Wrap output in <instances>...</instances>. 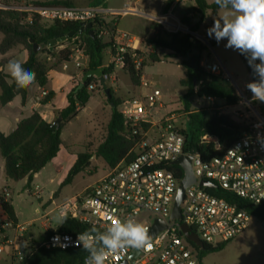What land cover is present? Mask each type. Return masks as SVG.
Masks as SVG:
<instances>
[{
    "label": "built area",
    "instance_id": "obj_1",
    "mask_svg": "<svg viewBox=\"0 0 264 264\" xmlns=\"http://www.w3.org/2000/svg\"><path fill=\"white\" fill-rule=\"evenodd\" d=\"M178 1L186 0H176ZM0 8L7 9L1 4ZM15 9L25 11L29 22L37 18L50 23L84 22L95 26L98 22L105 21L114 22L115 27L114 20L117 16L139 13L131 5H126L123 10L117 12L103 4L88 7L28 4ZM159 21L167 32L190 33L182 24L173 25L164 19ZM97 37L103 40L110 37V32L106 28H98ZM114 43L116 50L111 62L122 68L123 56L129 51L139 50L141 44L136 37L128 33H119L117 29ZM58 44H64L63 49L71 50L69 63L74 62L77 69L84 68V62L88 58L83 50L80 34ZM135 63L139 67L138 60ZM201 66L206 72L228 79L217 63L209 66L203 60ZM104 78L108 82L112 80V74H104ZM96 79L97 82H92L88 86L89 92L101 86L100 80ZM142 86L149 88V92L141 98L124 101L121 105L126 122L137 128L132 134L140 137L132 150L134 157L110 168L82 193L59 205L57 207L59 217L75 219L95 228L97 233L107 232V229L117 221L126 223L132 220L141 223L149 232L157 220L165 224V228L151 239V248L127 247L117 254H109L105 264H204L197 250L201 248L188 240L182 231V225L196 233L204 245L212 247L235 239L248 228L252 216L241 206V201L254 205L264 204V112L260 113L257 107L252 105L251 100L242 95L241 98L253 113V117L245 122L247 130L221 157L204 161L200 155H192L185 151V136L181 132L185 129L182 118L171 114L156 120L157 109L163 108L160 90L149 82H144ZM46 95L47 92H43V96ZM146 124L151 125V128L144 130L143 126ZM200 143L213 144L217 148L220 145L219 139L212 135H204ZM181 156L192 157L196 181L185 191L181 203V218L172 219L179 185L183 178H180L177 171L168 169V166H178L172 162ZM203 181H209L215 188L203 186ZM217 190L227 193L228 197L211 193ZM3 194L8 201V190L4 189ZM42 219L45 220L43 228H48L51 224L50 213L43 211ZM34 225L33 221L27 228L24 225L15 226L3 211L0 228L19 232L15 239L2 236L4 239L0 243V254L4 252V247H9L11 264H24L32 252L39 248L84 250L78 240L80 234H47L49 229H46L43 238L37 243L33 241L32 236L26 238L25 232ZM137 250L138 255H135Z\"/></svg>",
    "mask_w": 264,
    "mask_h": 264
},
{
    "label": "trees",
    "instance_id": "obj_2",
    "mask_svg": "<svg viewBox=\"0 0 264 264\" xmlns=\"http://www.w3.org/2000/svg\"><path fill=\"white\" fill-rule=\"evenodd\" d=\"M176 0H165L163 13L167 14ZM195 7L193 11L181 19V24L187 27L190 33L182 31L167 32L163 26L158 23L152 25V36L145 42L153 50L161 49L167 52L166 59H181L180 65L187 70L186 79H182L180 84L187 87L188 92L182 111L186 115V126L181 132L185 136V151L192 155L198 154L204 161H210L221 157L226 150L239 139L247 130L245 122H238L229 114L220 112V108H208L203 110H191L189 102L190 97L213 98L216 101L223 102L224 107H235L241 101L235 87L222 75L206 72L201 66L204 60V53L207 46L192 34L197 33L207 17L216 16L218 7L215 2L209 4L207 0H194ZM7 9H0V32L3 39L0 42V54L5 55L15 47L21 46L26 52V60L22 63L27 70L36 74L37 84L41 88H46L49 84V68L45 61H42L39 54L34 52V44L41 48L48 47V52L54 56L55 46L51 42L58 40L69 33L78 29L79 24L67 22H48L45 24L37 18L33 21H27L28 14L25 11L16 10L15 6L9 5L5 0L1 2ZM102 4V0H95L93 6ZM36 6H73L70 0H54L50 2H34ZM106 28L110 32L109 42L105 43L97 37V29ZM114 22H98L94 26V37L87 32L80 35L82 47L87 55L88 64L85 73L88 70H96L104 67V74H112V66H104L105 51L114 46L115 36ZM213 47L214 43H209ZM69 48L59 51L58 58L62 62H69L71 55ZM115 54V50H113ZM143 53L140 50L129 51L124 56L123 70L127 72L133 86H139L143 77V68L147 65L144 61L137 67L135 63ZM242 56H245L241 54ZM10 59L3 58L0 67H5ZM149 60L152 63L160 62L162 59L155 53L149 54ZM97 80L90 77L87 82L80 83L74 87L68 94V106L61 111L63 123L59 128L46 121L39 112L23 119L17 128L9 135L0 131V158L4 161L5 177L9 181L19 182L27 180V186L30 188L34 177L44 169L54 158L57 157L61 147L64 145L62 140V130L65 124L73 121L84 109L93 96L88 91V86ZM33 84V85H34ZM32 86V85H31ZM30 86V87H31ZM18 89L14 80L4 73L0 68V104L5 106L11 103L16 97H21L24 104L28 90ZM110 89L111 99H108L111 105V116L107 127V134L98 146L96 156L102 158L109 168H114L123 160H131L134 157L133 149L139 140V135H133V128L126 122L121 112V101L115 98L114 91ZM54 97V92L49 91L41 103L47 104ZM144 130L151 128V125L143 126ZM204 135H212L219 139L220 145L217 148L213 144H201V138ZM91 154H79L74 166L68 172L62 186L71 184L74 178L83 172L89 165ZM168 169L178 172L180 178L184 177V171L179 166L169 165ZM217 196L228 197L227 193L220 190L211 191ZM243 208L260 222L264 221V204L254 205L241 201ZM0 206L9 220L16 226L18 218L10 200H5V195L0 194ZM91 227L75 220L67 218L52 233H73L83 234ZM5 230L0 228V236L5 234ZM230 241L222 243L217 247L205 245L204 250L192 246L199 251L200 260L203 261L206 255L222 251ZM88 253L80 249L71 250H48L39 248L25 260L24 264H84V259Z\"/></svg>",
    "mask_w": 264,
    "mask_h": 264
},
{
    "label": "rangeland",
    "instance_id": "obj_3",
    "mask_svg": "<svg viewBox=\"0 0 264 264\" xmlns=\"http://www.w3.org/2000/svg\"><path fill=\"white\" fill-rule=\"evenodd\" d=\"M36 1L50 2L54 0ZM94 1L70 0L73 6L82 7L93 6ZM106 1L107 6L118 7L120 9H124L125 4L129 3L133 5L138 1L137 9L140 11V14H128L122 18H118V29L119 33H128L139 38L142 34H147L150 29V23L146 15H151L156 18L161 17L162 7L164 5L163 0ZM1 2L3 0H0V4ZM102 4L105 5V3ZM3 6L6 7L5 5ZM181 6L183 8L176 12V16L179 19L193 11L195 2L194 0H186ZM223 14V11H221L217 16H210L212 24L208 21L207 17L199 31L194 33L193 36L208 48L204 53V61L209 66H212L214 63L220 66L223 73L235 87L241 101L237 106L230 108L224 107L223 102L216 100L210 101L207 98L196 96L190 97L187 101L189 102L190 109L193 111L215 108L217 106L220 108V112L231 115L236 121L247 122L253 117V113L247 103L243 101L244 99L241 98L242 95L246 99L251 100L252 105L256 106L260 113L264 112V103L253 100L252 93L246 88L247 83L258 79V77H254L253 70L249 67L244 56L237 50L226 48V40H221L217 43L215 38H210L207 34V29L212 27L214 21L219 19ZM116 20L117 18L114 21ZM43 23L50 24L48 22ZM2 36L3 34L0 32V42ZM103 42H109V37L103 38ZM210 42L214 43L213 47L210 46ZM55 45L56 56L48 52V47L43 46L40 49V58L46 62L49 71L58 72L61 76L60 82L68 79V82L72 84L79 83L87 67L77 69L74 66V62L66 66L65 62H62L58 58V53L61 51L58 43ZM140 49L143 55L138 58V66H140L142 61L147 65L143 68V77L139 86H133L127 72L122 67H118L111 62L113 50H116L115 47L112 46L109 48L110 51L108 49L105 51L104 65L113 67L112 80L107 82L108 87L114 91L115 98L120 99L122 105L124 101L141 98L145 93H148L149 88H144L142 85L144 82L151 83L156 89L160 90L161 103L163 105L162 109H157L158 115L156 120L174 114L176 117L183 119V127L185 128L186 115L182 111V104L185 101L188 89L187 87H183L180 81L186 79L187 70L179 64L181 63V59H166L164 58L167 54L166 51L161 49L153 50L143 43ZM150 53L157 54L162 60L152 63L149 60ZM16 60L21 62L23 59L21 57ZM93 82L97 81L94 80ZM91 93H93V96L77 119L65 124L61 136L64 145L61 147L57 157L37 174L35 184L29 188L27 186V180L19 182L11 181L9 183L10 191L7 189L9 192L8 196L12 200V204L18 213L20 224L27 228L32 221H38L36 225H39H34L35 227L29 230L33 235V241L36 243L43 238L46 229H49V231L56 230L61 224L58 222L60 217L57 207L82 193L86 187L93 184L110 169L105 161L97 157L95 153L107 134V127L111 116V105L102 85L98 86ZM64 104L63 97L60 95L55 105L61 107ZM2 114L3 112H0V129L2 128L1 123L5 121ZM83 153L92 155L88 167L77 175L71 184L62 186L68 172L76 163L79 154ZM1 164L3 165V162ZM3 173L0 174V189L4 186L3 181L6 180ZM36 186L38 188H35ZM40 208L41 211L39 213ZM43 210L50 213L51 224L48 228L41 226L45 222L44 219L41 220L40 218L43 216ZM3 239L0 236V243H2ZM4 248V252L0 254V264H10L8 257L10 249L9 247ZM204 264H264V227L262 226V222L255 217H251L248 228L235 239L231 240L222 251L206 255Z\"/></svg>",
    "mask_w": 264,
    "mask_h": 264
},
{
    "label": "clouds",
    "instance_id": "obj_4",
    "mask_svg": "<svg viewBox=\"0 0 264 264\" xmlns=\"http://www.w3.org/2000/svg\"><path fill=\"white\" fill-rule=\"evenodd\" d=\"M223 15L216 19L207 34L217 43L226 40V48L245 55L249 67L258 79L246 84L252 99L264 103V0H214ZM259 61V63H257ZM6 70L18 89H26L36 81V74L23 67L19 60H9ZM67 218L61 217L63 223ZM149 229L132 220L117 221L105 233L91 228L78 237L88 255L84 264H105L109 254L131 247L151 248Z\"/></svg>",
    "mask_w": 264,
    "mask_h": 264
},
{
    "label": "crops",
    "instance_id": "obj_5",
    "mask_svg": "<svg viewBox=\"0 0 264 264\" xmlns=\"http://www.w3.org/2000/svg\"><path fill=\"white\" fill-rule=\"evenodd\" d=\"M4 1V0H3ZM5 1H7V3L9 4V5H12V6H15V7H25L26 5H28V4H34V2H41V1H36V0H5ZM164 1V4H165V0H163ZM184 1H178V2H175L174 3V5L172 6V8H171V10L167 13V14H164L163 13V7H164V5H163V7H162V15H161V17H159V18H156V17H153V16H151V15H146V16H148V20H149V23H150V29H149V31H148V33L147 34H142V36H140V38L139 37H137V36H134V37H136V39H138L139 41H140V45H139V50H141L140 49V46L142 45V43L144 44V45H146L147 46V43L145 42L147 39H149L151 36H152V34H153V31H152V25L154 24V23H158V24H161L160 23V21H159V19H164V20H167V21H169V23H171V24H173V25H178V24H181V19H179L177 16H176V12L178 11V10H180L181 8H183L182 6H181V4L183 3ZM207 2L209 3V4H211V3H214V0H207ZM102 3H105V5L104 6H106L107 8H109V9H112V10H115V11H117V12H119V11H121V10H123V9H120V8H118V7H113V6H107V1L106 0H102ZM126 5H131V4H125V6ZM137 5H138V1L135 3V4H133V5H131L134 9H136L137 11H139L138 9H137ZM195 7V6H194ZM125 8V7H124ZM194 9V8H193ZM222 10H218V13H217V15L218 14H220V12H221ZM191 13V12H190ZM189 13V14H190ZM136 14H140V11H139V13H136ZM188 15V14H187ZM216 15V16H217ZM123 16H125V15H120V16H118V17H116L117 18V20H116V29L118 30V32H119V29H118V18H122ZM165 28V27H164ZM2 39H3V36H2ZM2 41V40H1ZM59 45V48L61 49V50H63V48H62V46L64 45V44H58ZM150 47V46H149ZM108 51H110L109 50V48H108ZM105 54V53H104ZM39 56H40V54H39ZM22 57V61H21V63H23L25 60H26V52L24 51V49H23V47H15V48H13L12 50H10L9 52H7L5 55H1L0 54V59H3V58H7V59H10V60H13V59H18V58H21ZM48 59H50V58H48ZM206 62V61H205ZM72 63V62H71ZM70 63L69 62H65V65L67 66V65H69ZM87 64H88V59L84 62V67H87ZM214 64H216V63H214ZM213 64V65H214ZM105 66V65H104ZM1 69H3V71H4V73L5 74H7V75H9L8 74V72H7V70H6V66L5 67H0ZM76 68V67H75ZM84 72H85V70H84ZM85 75V74H84ZM80 76V75H79ZM61 76L58 74V72H56V71H49V84H48V86L44 89V88H41L40 86H38L37 84H34V85H32L31 87H30V89L28 90V95H27V99H26V101H25V103L23 104L22 103V99H21V97H16L11 103H9V104H7V105H5V106H2L1 104H0V112H3V114H2V116H3V119H5V121H4V123H1V126H2V128L0 129V131L2 132V133H4L5 135H9V134H11L16 128H17V125L23 120V119H25V118H28V117H30L32 114H33V112H39L41 115H42V117L46 120V121H48V122H50V123H54L55 122V120L57 119V117H58V113L59 112H61L63 109H65L67 106H68V94L72 91V89L74 88V87H76V86H78V84L79 83H82V79H83V75H82V77H81V79H80V82L79 83H77V84H72V83H70V82H68V79L66 80V81H64V80H62L61 82H60V78ZM49 91H53L54 92V97L52 98V100L50 101V102H48L47 104H42L41 103V101L45 98V96H43V92H49ZM0 93H1V91H0ZM115 94V93H114ZM146 94V93H145ZM60 95H62V97H63V101L65 102V104H64V106H61V107H57L56 105H55V103L57 102V100H58V98H59V96ZM48 107H50L49 109H48ZM85 109V108H84ZM84 109H82L81 111H80V113L84 110ZM79 113V114H80ZM79 116V115H78ZM77 116V117H78ZM77 117L74 119V120H76L77 119ZM73 120V121H74ZM70 122H72V121H70ZM69 122V123H70ZM68 124V123H67ZM65 128V127H64ZM63 131V130H62ZM1 162H3V165H4V161L2 160V159H0V174L2 173V172H4L3 173V175L5 176V168H4V171H3V165L1 164ZM42 171V170H41ZM40 171V172H41ZM39 172V173H40ZM6 178V177H5ZM36 179H37V174L35 175V177H34V181H33V183H32V185L33 184H35V182H36ZM23 181V180H22ZM11 181H9V180H5V181H3V184H4V186L2 187V189H0V194L1 193H3L2 191L4 190V189H8L9 191H10V186H9V183H10ZM35 188H38V186H36ZM10 201H11V203H12V200L11 199H9ZM13 205V204H12ZM42 206V205H41ZM13 208H14V211H15V213H16V216H17V218H18V226H20L21 224H20V222H19V216H18V213H17V211H16V209H15V207L13 206ZM40 211H41V208H40V210H39V213H40ZM44 211V210H43ZM52 212V211H51ZM2 213H3V210H2V208H1V206H0V216L2 217ZM41 218V217H40ZM39 218V219H40ZM33 222V221H32ZM35 222V225H36V223L38 222V221H34ZM39 225V224H38ZM38 225H36V226H38ZM41 225V224H40ZM61 225V224H60ZM59 225V226H60ZM42 226V225H41ZM33 227H35V226H33ZM33 227H30V228H33ZM30 228L25 232V237L27 238V237H30V236H33L32 234H31V232L29 231L30 230ZM6 232H5V234L3 235V236H5V238H8V239H15V236H17L18 234H19V232H18V230H5ZM8 257H9V261H10V253H9V255H8ZM203 262H204V260H203ZM10 264H11V261H10Z\"/></svg>",
    "mask_w": 264,
    "mask_h": 264
},
{
    "label": "water",
    "instance_id": "obj_6",
    "mask_svg": "<svg viewBox=\"0 0 264 264\" xmlns=\"http://www.w3.org/2000/svg\"><path fill=\"white\" fill-rule=\"evenodd\" d=\"M208 21L212 24L210 17H208ZM85 32H87L90 36L94 37V26H93V24H91V23L86 24V23L82 22L79 24V27L77 30L69 33L68 35H66V36H64L58 40H53L51 42V44L55 45L57 43H62L67 38H71L77 34L82 35ZM40 49H41V47L38 44H34V52L35 53H38L40 51ZM244 58H245L246 62L248 63V60L246 59L245 56H244ZM253 75H254V73H253ZM90 77H96L100 80V83L102 85V88L105 91V94L107 95V98L111 99L110 89H109L108 84L104 78V67H101V68L96 69V70H88L87 73L83 77L82 83L87 82V80ZM254 77H256V76L254 75ZM62 122H63V117L61 115V112H59L58 118L52 124L54 126H56L57 128H59L61 126ZM172 164L180 166L184 171V177H183L182 181L180 182L178 194L176 197V201H175L173 213H172V219H180L181 218V203L184 200L185 191H186L187 187H189L191 184L195 183L196 179L194 177L193 169H192V157L181 156L178 159H176L175 161H173ZM202 185L205 187H209L211 189L215 188V186L212 183H210L209 181H203ZM262 226L264 227V221L262 222ZM164 228H165V224L163 222L157 220L156 223L154 224L153 228L149 232V234L152 238H154ZM182 231L185 234V236L188 238V240H190L196 246H198L202 250H204L205 245L199 239V237L196 233L192 232L189 229V227H187L186 225H182ZM135 255H138V250L136 251Z\"/></svg>",
    "mask_w": 264,
    "mask_h": 264
}]
</instances>
